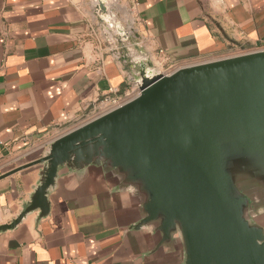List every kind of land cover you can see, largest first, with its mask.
Masks as SVG:
<instances>
[{
  "label": "crops",
  "instance_id": "1",
  "mask_svg": "<svg viewBox=\"0 0 264 264\" xmlns=\"http://www.w3.org/2000/svg\"><path fill=\"white\" fill-rule=\"evenodd\" d=\"M122 1L131 36L109 47L94 0H0V166L42 155L98 97L125 91L138 53L169 66L264 43V0ZM40 169L0 180V225L30 200ZM48 199L47 215L0 232V264H185L178 236L136 228L137 200L100 166L61 168Z\"/></svg>",
  "mask_w": 264,
  "mask_h": 264
},
{
  "label": "water",
  "instance_id": "2",
  "mask_svg": "<svg viewBox=\"0 0 264 264\" xmlns=\"http://www.w3.org/2000/svg\"><path fill=\"white\" fill-rule=\"evenodd\" d=\"M95 11L109 22L106 0ZM114 26L119 42L130 39ZM132 64L136 96L58 135L42 155L0 166L1 180L41 165L30 200L0 232L31 211L48 214L61 168L97 165L131 190L136 228L181 239L185 264H264V48L152 76L150 56Z\"/></svg>",
  "mask_w": 264,
  "mask_h": 264
},
{
  "label": "built area",
  "instance_id": "3",
  "mask_svg": "<svg viewBox=\"0 0 264 264\" xmlns=\"http://www.w3.org/2000/svg\"><path fill=\"white\" fill-rule=\"evenodd\" d=\"M263 48H264V43H261L252 49L239 48L235 51H232L228 55H234V54H239V53L249 51V50H256V49H263ZM150 59L153 62V67L149 68L150 76L155 75V74H160V73H169L173 69L179 66L191 64V63H185V64H177V65L175 64V65L168 66L166 63L162 64V62H159L157 59L152 58L151 56H150ZM192 63H195V62H192ZM140 83H141L140 79L131 77L129 87L125 91L121 92L119 91V89H112L111 92L105 93L102 96L98 97L95 100V103L92 106V108L84 115H81V117L78 119V122L73 127H76L80 125L81 123H84L92 119L93 117H96L116 106H119L125 101H127L128 99L136 96L140 92Z\"/></svg>",
  "mask_w": 264,
  "mask_h": 264
},
{
  "label": "rangeland",
  "instance_id": "4",
  "mask_svg": "<svg viewBox=\"0 0 264 264\" xmlns=\"http://www.w3.org/2000/svg\"><path fill=\"white\" fill-rule=\"evenodd\" d=\"M95 8L97 4V0H94ZM106 5L108 7V14L110 15L109 22L102 20L100 16L95 11L97 18H98V33L101 35L103 42L110 47V43L114 45L116 39H118L119 32L117 28L114 26L115 23H120L122 26L126 27L131 33V29L128 27L131 24L130 19H132L131 11L128 9L125 2L122 0H106ZM120 50L122 53H129L127 48L121 47ZM135 51V50H134ZM136 52V51H135ZM138 53L137 55H139Z\"/></svg>",
  "mask_w": 264,
  "mask_h": 264
}]
</instances>
